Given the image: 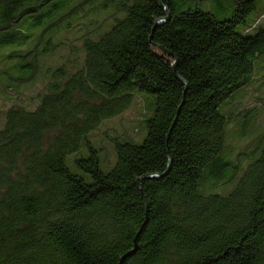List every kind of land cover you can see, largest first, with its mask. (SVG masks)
<instances>
[{
  "label": "trees",
  "instance_id": "16d2710c",
  "mask_svg": "<svg viewBox=\"0 0 264 264\" xmlns=\"http://www.w3.org/2000/svg\"><path fill=\"white\" fill-rule=\"evenodd\" d=\"M71 1L0 0V90L16 103L13 88L37 81L42 47L55 32L96 4L113 3L115 12L93 34L116 20L99 41L76 40L86 51L82 68L64 84L58 77L73 59L57 68L34 97L36 110L15 104L6 113L0 264H119L145 222L124 264H264V140L237 164L222 157L223 107L264 87V13L247 23L258 0H234L225 21L193 9L197 0H164V7L160 0H83L69 8ZM135 93L155 99L147 136L140 145L115 140L117 162L105 173L89 135L130 108ZM84 147L89 156L74 164L87 177L67 164ZM170 157V171L157 178ZM243 161L249 165L238 180ZM205 175L220 192L238 184L226 196L203 195Z\"/></svg>",
  "mask_w": 264,
  "mask_h": 264
},
{
  "label": "rangeland",
  "instance_id": "374dc122",
  "mask_svg": "<svg viewBox=\"0 0 264 264\" xmlns=\"http://www.w3.org/2000/svg\"><path fill=\"white\" fill-rule=\"evenodd\" d=\"M82 1L83 0H72L68 6L72 8ZM192 8L210 13L219 21H225L232 18L236 6L234 0H206L203 2L197 0ZM114 12L115 5L113 3L106 6L104 3L96 4L95 7L90 8L84 16L73 20L70 26L61 29L59 32H55L50 39L46 40L42 47L44 57L41 61V73L37 81L33 84L18 88L13 86L15 88H13L12 94L13 96H20L19 103H16L15 100H10L7 96L3 95L0 90V130L4 127L6 113L11 106L19 104L27 111L36 110L40 104V100L34 97L45 89L51 79L55 78L54 76L56 75H54V71L67 59L71 57V59H73V64L68 67L65 74L58 77L61 83L64 84L73 74L82 68L86 58V51L84 49V42H77L76 40L84 35H89V39L99 41L105 34L112 30L116 24V20L111 19L95 34H93V30L99 23L111 18ZM263 13L264 0H258L257 9L247 19L248 25L254 24ZM125 16L126 15L123 14L119 16L118 19H123ZM260 22H264V20ZM245 30L246 26H239L237 29L240 35L248 36L249 34L246 33ZM28 32L31 31L29 30ZM3 67L2 63H0V70L3 69ZM1 75L2 74H0V76ZM16 76L20 75L17 74ZM5 79H3V81L9 84V80ZM262 80H264V77H262ZM258 87L259 85L256 86V89ZM260 100L261 102H259ZM154 104L155 99L152 95L147 93H135L130 108L116 117L104 120L99 129L89 135L90 142L95 149L99 151L101 169L103 172H110L116 165L117 154L114 143L115 140L132 142L137 145L144 142L147 136L145 121L152 115ZM236 104L233 106L235 108L228 105L222 109V112L227 117V148L222 157L224 160L234 164L238 163L240 154L253 150L264 140V87H259L256 92L254 89L246 90L242 98L239 99V103L237 102ZM251 117H253V119H251ZM89 154V150L84 147L78 154L71 155L67 158V164L74 174L84 175L83 171L75 166L74 160L79 157H87ZM248 165V161L242 162L238 180L242 178ZM238 180L236 183L229 186L227 190L220 192L214 180L209 175H205L204 182L201 186V193L203 195L217 193L226 196L234 190L238 184Z\"/></svg>",
  "mask_w": 264,
  "mask_h": 264
},
{
  "label": "water",
  "instance_id": "95a60500",
  "mask_svg": "<svg viewBox=\"0 0 264 264\" xmlns=\"http://www.w3.org/2000/svg\"><path fill=\"white\" fill-rule=\"evenodd\" d=\"M160 2H161V5L163 6V2H164V0H160ZM163 7H164V6H163ZM164 9L166 10V8H164ZM170 18H171V16H170V14H169L167 18L162 19V20H160L159 22H157L156 25H155V28L158 27L159 25H161V24H163V23L169 21ZM155 28H154V29H155ZM150 42H152V36L150 37ZM175 69H176V62L173 64V70H174V72H175V75H176L177 79H179V80L182 81V79L177 75ZM184 103H185V101H183V103H182L181 106L179 107V109H178V114L180 113V111H181L182 106L184 105ZM176 122H177V119L175 120V122H174V124H173L171 130L169 131L167 138L170 137L171 132H172V129L174 128ZM171 162H172V158L170 157V164H169V167H168L167 172H166L164 175H162V176H158L157 178H159V177H164V176H166V175L168 174V172H169L170 169H171ZM148 178H153V176H146V177L143 178V179H148ZM143 179H140V180H138V182H137L139 188H141V185H142V181H143ZM142 199H143L144 205H145V207H146V210L148 211V209H149V208H148V204H147V201H146L145 196H144L143 194H142ZM146 223H147V222L144 223V225H143L142 228L140 229L138 235L136 236V238H135V240H134V247H133V249H132L129 253H127L125 256L122 257V259H121V261H120L119 264H124L125 261H126L129 257H131L132 255H134V254L137 252V250H138V248H139V246H138V237H139L140 233L142 232V230H143V228H144V226H145Z\"/></svg>",
  "mask_w": 264,
  "mask_h": 264
}]
</instances>
